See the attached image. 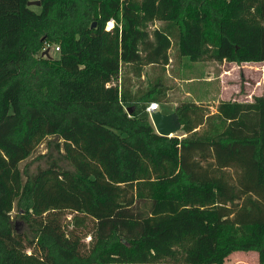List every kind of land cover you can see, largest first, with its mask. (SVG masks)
<instances>
[{
    "label": "trees",
    "instance_id": "1",
    "mask_svg": "<svg viewBox=\"0 0 264 264\" xmlns=\"http://www.w3.org/2000/svg\"><path fill=\"white\" fill-rule=\"evenodd\" d=\"M27 2L0 0V264H264V96L178 102L172 136L145 113L168 101L171 49L264 62V0ZM46 136L70 168L23 181Z\"/></svg>",
    "mask_w": 264,
    "mask_h": 264
},
{
    "label": "rangeland",
    "instance_id": "2",
    "mask_svg": "<svg viewBox=\"0 0 264 264\" xmlns=\"http://www.w3.org/2000/svg\"><path fill=\"white\" fill-rule=\"evenodd\" d=\"M31 1V0H30ZM146 6H148V10L153 9V6L151 4L154 0H142ZM163 2H167L168 0H162ZM34 11L39 12L40 11V5H31L30 6ZM162 24V21L155 20L153 23L149 25V29L152 30L155 27H158ZM113 26V25H112ZM107 28V24H106ZM189 34L192 31V28H189ZM173 49L170 51V58L173 60L174 63H178L180 61L185 62H191L189 59L186 58V56H174L173 55ZM50 55H55V47L54 45H51ZM198 62V61H196ZM199 62H213V60H206V61H199ZM216 63V62H215ZM217 64H222L221 61H217ZM214 64V70L217 71L221 68L219 65ZM226 64L223 66V68H226L225 76H224V84L226 86L224 90V96L228 99H237V100H251L252 96L254 95H263L264 96V62H248V63H241V64H232L229 66V63L225 61ZM221 66V67H222ZM196 66L195 63L193 65L178 68V70L182 71L185 76H188L189 74L196 75L195 77H198L200 75V71L198 73L195 72ZM148 72L151 74H154L157 72L156 69L146 67ZM169 71V70H168ZM172 76L171 70L169 73ZM148 81V80H147ZM163 83L168 82V78L165 80V78L162 80ZM139 84V83H138ZM154 84V83H153ZM152 84V85H153ZM167 85L169 87H173V85H170L168 82ZM181 101H187L185 98H179L178 102ZM210 105V109L214 110V107H212L211 102L205 103ZM212 104V105H211ZM166 108V105L161 103L159 105L160 110H164ZM149 121L151 122V119L149 118ZM177 133H180L178 131ZM176 133V134H177ZM55 137L53 136H46L40 139L38 142H34L32 145V151L28 155L27 158L22 160L19 163L20 172L22 175L23 181H26L30 177L34 176L39 169L47 168L52 162H57L61 167H68L70 168L69 163L62 157V149L58 150L56 144H55ZM65 223L68 225V228L72 227V214H70L68 211H65ZM15 214V211L12 212V215ZM19 227L21 229H27V226L22 223V221L17 222ZM22 223V224H20ZM82 230H88L91 228V222L90 219H86ZM85 242L89 241V237H85ZM258 262V256L255 251H241L237 250L232 252L228 259L223 264H257Z\"/></svg>",
    "mask_w": 264,
    "mask_h": 264
},
{
    "label": "crops",
    "instance_id": "3",
    "mask_svg": "<svg viewBox=\"0 0 264 264\" xmlns=\"http://www.w3.org/2000/svg\"><path fill=\"white\" fill-rule=\"evenodd\" d=\"M161 21V20H160ZM181 58V56H180ZM214 64H217V61H213ZM213 62H185L180 61L178 63H174L171 58H169V62L166 65V71L168 76V82L173 87L169 88L166 92V96L168 97L167 102H159V105L163 103L166 105L164 110H160L162 113H171L174 110L175 105L178 103L179 98H185L187 101H192L196 103H208L211 102L212 107L216 106L220 100H227L228 98L224 96V90L226 88L224 84V76L226 68H223L222 65L225 61H221L222 64H217L221 68L220 70H214ZM216 62V63H215ZM195 63V72L198 73L200 71V75L195 77L196 75L189 74L185 76L182 71L178 70V68L187 67L193 65ZM229 66L233 64V62H228ZM235 64V63H234ZM222 66V67H221ZM169 70V71H168ZM171 70L172 76L169 74ZM157 73L151 74L149 73V80H154L160 75V71L157 70ZM131 75V74H130ZM138 82H142V86H146L147 80L145 78V74L142 73L140 78H138ZM240 101H249V100H240ZM135 108V106H134Z\"/></svg>",
    "mask_w": 264,
    "mask_h": 264
},
{
    "label": "water",
    "instance_id": "4",
    "mask_svg": "<svg viewBox=\"0 0 264 264\" xmlns=\"http://www.w3.org/2000/svg\"><path fill=\"white\" fill-rule=\"evenodd\" d=\"M27 3L29 6L40 5V0H28ZM41 55L49 56V49H44ZM133 109L134 107L131 106L129 108H126V111L128 114H130ZM150 119L153 127L155 128V131L160 135L172 136L181 129V124L178 120V116L174 112L162 113L161 111L157 110L151 113Z\"/></svg>",
    "mask_w": 264,
    "mask_h": 264
},
{
    "label": "built area",
    "instance_id": "5",
    "mask_svg": "<svg viewBox=\"0 0 264 264\" xmlns=\"http://www.w3.org/2000/svg\"><path fill=\"white\" fill-rule=\"evenodd\" d=\"M55 50H58V47H55ZM159 110V103L156 101L149 102L145 107V113L150 118L152 112Z\"/></svg>",
    "mask_w": 264,
    "mask_h": 264
}]
</instances>
